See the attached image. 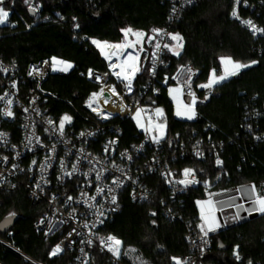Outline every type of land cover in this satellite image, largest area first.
Returning <instances> with one entry per match:
<instances>
[{
  "label": "trees",
  "instance_id": "16d2710c",
  "mask_svg": "<svg viewBox=\"0 0 264 264\" xmlns=\"http://www.w3.org/2000/svg\"><path fill=\"white\" fill-rule=\"evenodd\" d=\"M39 1L43 8L34 17L25 0L9 1L7 8L12 10L9 24L0 26V58L22 67L53 58L73 65L69 72L51 74L44 82L43 88L54 95L48 108L56 115L86 114L83 104L99 85L79 76V72L108 71V63L93 40L118 43L124 38L122 29L151 32L170 25L174 33L183 37L180 54L166 59L163 73L168 76L167 85L161 87L159 94L146 97L145 102L165 110L168 135L164 144L168 154L174 153L173 144L177 141L188 148L170 166L180 172L194 170L200 185L178 197L182 221H169L157 202L140 205L125 202L101 234L117 237L124 246L138 247L153 264H175L173 258H183L190 252L187 242L190 231L201 236L197 202L212 194L213 202L223 210L226 229L216 234L209 231L211 248L202 256V262L264 264V214L251 218L245 211L255 199L252 186L264 195V33L255 35L243 23L250 20L264 29V0H241L248 5L239 7L242 21L231 16L234 0H196L192 6L183 8L173 23L169 0ZM222 57L250 66L215 84L211 94L205 96L199 86L208 82L213 70L222 73ZM185 65L197 72L193 84L199 97L204 98L194 109L193 119L175 116V102L182 101V92L175 94L176 100L169 93V88H175L172 78ZM148 78V70L140 60V71L133 83L135 98ZM249 109L258 114L252 127L247 126ZM119 124L125 138L134 137V122ZM198 140L206 147L204 158L190 152ZM206 180L208 186L203 184ZM155 195L158 200L165 192ZM243 202L246 206L238 209L236 205ZM44 211L45 206L32 205L22 189L0 192V223L6 218L15 219L11 231L0 233V264H79L73 251L51 258L59 236L46 238L34 227ZM90 252V264H113L96 246Z\"/></svg>",
  "mask_w": 264,
  "mask_h": 264
},
{
  "label": "built area",
  "instance_id": "2783aa9c",
  "mask_svg": "<svg viewBox=\"0 0 264 264\" xmlns=\"http://www.w3.org/2000/svg\"><path fill=\"white\" fill-rule=\"evenodd\" d=\"M9 1L4 0L0 7L9 9L7 8ZM169 1L172 5L170 22L173 23L182 9L192 6L196 0ZM27 6L29 11L30 8H35L34 12L31 11L35 16H39L43 8L39 0H27ZM240 6L248 5L241 0L237 4L234 0L233 9H236L238 17ZM231 16L242 21L240 17H234L232 14ZM244 25L249 27L245 23ZM133 30L142 31L148 36L155 35L152 31ZM160 30L161 35L151 43L145 40L144 50L139 53L143 66L148 70L149 78L140 85L138 98H135L133 85L136 76L132 80V90L129 92L125 87L126 82L118 80L109 66L107 72L89 69L93 72L92 77L88 75L89 70L79 72V76L99 85V89L92 93H98L101 87H104V95L109 96L108 103H104L105 98L102 95L90 108L88 101L91 93L83 104L86 114L77 116L51 113L48 104L54 99V95L43 88L44 82L51 74L69 72L73 68L72 64L65 62L71 65L65 71L61 70L63 64L61 68L56 65L54 70L53 59L30 62L22 67L15 61L6 62L0 58V97L3 98L0 99V133L4 134L0 137V192L12 193L22 189L27 193L32 205L45 206L43 215L34 227L46 238L59 236L52 249L59 244L62 251L55 256H61L67 250L73 251L79 264H90V250L96 246L113 264H153L133 245L124 246L122 243L120 256H114L100 243L101 239L108 237L101 234L103 227L116 218L125 202L132 205L157 202L169 221H182L181 202L178 197L188 192L190 188H197L200 185L194 170L196 183L187 186L178 183L185 179L184 171L180 172L170 166V162L176 161L178 157L182 158L188 148L177 141L173 144L174 153L168 154L165 140L157 143L153 139L156 132L145 130L148 128L149 117L154 122L161 121L154 111L159 107L146 103L145 98L159 94L161 87L167 85L168 76L163 73L167 68L166 59L177 56L163 48L164 43L170 45L175 43L168 35L176 34L171 30V25ZM258 34L260 33H255ZM156 42L161 44V49L155 58L153 72ZM178 73L174 77H177ZM196 74L197 72L192 69L189 76L190 88L184 83L189 77L178 80L172 78L175 88L182 86L181 92L184 97L189 98L188 104L191 102L189 91L195 94L194 109L199 103L204 102V98L198 95V88L193 84ZM97 76L101 79L97 80ZM112 86L118 95H112L106 90V87L109 89ZM212 88L201 89L205 96H208ZM9 100L12 101L10 105ZM105 104L109 108H102V113L92 110ZM137 109L144 110L141 119L144 121L145 129L140 130L135 126L134 137L127 139L123 136L119 122H134ZM9 110L12 115H5ZM106 113H109L108 117H105ZM65 115L71 117V122L65 123L61 135L59 121ZM246 115L247 126L252 127L258 118L257 111L249 109ZM49 120L53 123L49 124ZM113 141L114 143H110ZM190 152L193 156L204 158L207 150L202 140H198L190 147ZM73 165L76 166L75 172ZM117 180L119 186L113 183ZM203 184L208 186L209 180ZM98 188L104 191L99 193ZM160 192H165V195L157 200L155 194ZM113 195L116 197L115 203L111 201ZM68 197H72V200H68ZM91 197L96 199L92 200ZM101 212L103 216H100ZM198 219L202 221L200 214ZM85 224H88V227H85ZM187 242L190 245V252L179 258L181 264H205L202 262V256L211 248L208 234L201 233V236H198L190 231Z\"/></svg>",
  "mask_w": 264,
  "mask_h": 264
},
{
  "label": "snow or ice",
  "instance_id": "6c2138e0",
  "mask_svg": "<svg viewBox=\"0 0 264 264\" xmlns=\"http://www.w3.org/2000/svg\"><path fill=\"white\" fill-rule=\"evenodd\" d=\"M27 3V0H25ZM4 0H0V5H3ZM236 3L239 4L240 0H236ZM30 11H35V8H30ZM232 15L234 17H238L237 11L234 8ZM9 17V12L5 10L4 7H0V24H4ZM246 25H248L253 33H264V29L257 28L252 21L247 20L244 21ZM124 36V40L120 43H115L111 44L108 42H101L98 40H93L92 43L95 44L101 51V54L105 56L106 59L109 60V67L113 69V75L117 77L118 80H121L122 82L125 83L126 89L131 92L132 90V80L135 78L136 74L140 71V68L138 66L139 64V53L143 51V43L145 40H147L148 43H151L153 40L156 39L157 36L161 35V30L160 29H153L152 32L155 35L148 36L146 33L142 31H136L133 30L131 27L125 28L121 30ZM170 37L171 41H174V44H168L164 43L163 48L167 49L168 51L172 52L174 55H179L180 50L183 48V37L180 36L178 33L177 34H168ZM129 37H134V39H129ZM156 51L153 53V68L152 71H155V58L157 56V53L161 49V44L159 42H156L154 45ZM131 49L132 51H128ZM115 57L116 61L118 63H113L112 58ZM53 69L55 70V66L57 64H63L64 67L61 70H67L68 68L71 67L70 64H66L63 61H58L55 58H53ZM253 64L256 63L255 61L252 62ZM221 65H222V74L217 75L216 70H213L208 82L204 85H200L199 87L203 88H212L213 85L220 83L221 81L227 79L230 76H235L239 73V71L243 68H247L250 65L248 64H242L239 62L234 61L231 57H222L221 58ZM119 68V71H115V69ZM185 71V69L182 67L180 69V72ZM189 73H191V69H187ZM89 77L93 76L92 70H89L88 73ZM179 76V73H178ZM177 77H173V79H177ZM97 80H100L101 78L99 76L96 77ZM185 85L190 88V77L189 79L185 80ZM109 91L111 92L112 95H118L116 92V89L114 86L109 88ZM182 91V86H178L176 88H169V93L172 94V98L174 100L177 99V96L175 94L180 93ZM105 89L104 87H101L100 91L98 93H92V95L89 98L88 101V106L91 108L92 105L97 101V98L104 95ZM189 96L191 97V102L189 104H184L182 101H178L177 103V112L176 115L178 116H186L187 119H193L195 116V111L193 106L196 103V97L195 94L189 91ZM0 99H3L0 97ZM12 103L11 100L8 101V104L10 105ZM104 103H108V100L105 99ZM93 111H96V108L92 109ZM143 109H137L135 113V118L137 119L138 126L144 127V125L140 122V117L141 113L143 112ZM155 115L157 118L162 119L164 116L163 109L156 108L155 110ZM5 115L11 116L12 112L6 111ZM66 122H71V117L68 115L63 116L60 121H59V131L60 134L63 135V130L65 127ZM49 124H52L53 122L51 120L48 121ZM148 125L149 127L146 128V131H152L153 129L158 130L161 135L163 134L164 130V124L163 123H155L153 124V120L151 117L148 119ZM83 135V133L81 134ZM4 136V134L0 133V137ZM153 139L158 143L160 137L159 136H154ZM110 143H114L110 142ZM7 158L5 157V160ZM35 163V161H33ZM221 161L217 159V164H220ZM73 171H76V166L73 165ZM68 175H71V173H67ZM185 179L178 181V183L184 184L187 186L188 184L196 183L197 181L195 180V173L192 169H185L183 173ZM189 177H192L189 179ZM97 179H99V174L97 175ZM114 184H117L119 186V182L113 181ZM97 191L99 193H102L104 190L102 188H98ZM111 191V190H110ZM238 191H241V189H238ZM251 191H255V186H252ZM90 199L95 200L96 197H91ZM68 200H72V197H68ZM112 203L116 202V197L113 195L111 197ZM198 205L200 206V218L204 222L203 224L200 225L201 231H204V234L207 235L208 231H215L217 227H219V223L217 222V217H216V203L213 202L212 200V194H209V198L205 201H198ZM252 207L245 209L251 215L254 212L264 214V195H259L255 198V200L251 201ZM91 207V205H90ZM236 207L243 208V205H236ZM99 211V209H97ZM155 215V213H153ZM100 216H103V213H100ZM237 218H239V213H237ZM102 223V220L100 221ZM85 227H88V224L84 225ZM95 225H93L94 227ZM205 226H207V231H205ZM91 244V241L88 242ZM101 245L109 252H111L114 256L119 257L120 256V248L122 246V241L118 239L115 236H108L107 238L101 239L100 241ZM62 251V248L59 244H57L51 251L50 255L55 256L58 253ZM238 260L240 259L239 255L237 254L236 257ZM175 264H181V261L178 258H173ZM251 264V262H249Z\"/></svg>",
  "mask_w": 264,
  "mask_h": 264
},
{
  "label": "rangeland",
  "instance_id": "374dc122",
  "mask_svg": "<svg viewBox=\"0 0 264 264\" xmlns=\"http://www.w3.org/2000/svg\"><path fill=\"white\" fill-rule=\"evenodd\" d=\"M5 10L6 11H8L9 12V16H10V14H11V12H12V10H10V9H6L5 8ZM9 24V17H8V20L4 23V24H0V26H4V25H8ZM130 39V38H129ZM133 39V38H132ZM123 40H124V38H123ZM122 40V41H123ZM121 41V42H122ZM118 43H120V42H118ZM98 50H99V52L101 53V51H100V49L98 48V47H96ZM129 50H131V49H129ZM132 51V50H131ZM103 57H105L104 55H102ZM114 58V57H113ZM112 58V59H113ZM106 59V58H105ZM107 60V63L109 64L110 62H109V60L108 59H106ZM114 60H116V58L114 59ZM112 62H113V60H112ZM117 63H118V61H117ZM58 66H59V68H61V64H57ZM109 66V65H108ZM184 69H185V71H183V72H180V70H179V76H178V78H180V79H187L189 76H190V74L191 73H189L188 71H187V69H191L192 70V67L191 66H189V65H185V66H182ZM181 67V68H182ZM180 68V69H181ZM62 69V68H61ZM111 69V68H110ZM111 70H113V69H111ZM115 71H119V68H117V69H115ZM137 75V74H136ZM204 85V84H203ZM200 88H202V87H200ZM177 101L175 102V107H174V114H175V116H177V117H181V118H187L186 116H178V115H176V112H177ZM160 109H163V113H164V116H163V118L162 119H160L159 118V120H161V121H157V122H154L153 121V124H155V123H163L164 124V130H163V134L161 135V133L158 131V130H156V129H153L151 132L153 133V131L154 132H156V135L155 136H159L160 137V139H159V141H164L166 138H167V135H168V123H167V120L165 119V110H164V108L163 107H159ZM98 111H100V109H98ZM163 120V121H162ZM140 122L144 125V127H140V126H138V123H137V119L134 117V123H135V126L137 127V128H139L140 130H144L145 129V124H144V121L141 119V117H140ZM148 127H149V125H147ZM202 232H204V231H202Z\"/></svg>",
  "mask_w": 264,
  "mask_h": 264
},
{
  "label": "water",
  "instance_id": "95a60500",
  "mask_svg": "<svg viewBox=\"0 0 264 264\" xmlns=\"http://www.w3.org/2000/svg\"><path fill=\"white\" fill-rule=\"evenodd\" d=\"M30 13L34 17V14L31 11H30ZM104 98L108 99L109 98L108 94H105ZM184 99H185L186 102L189 101V98H187V97H184ZM257 216H258L257 212H254V213H252L250 215L251 218H254V217H257ZM14 222H15V219H12V218H6L5 220H3L0 223V233L6 234L7 232L11 231V229L14 226ZM220 224H221L220 227L216 228L215 231H211L210 234L221 233V232H223L226 229L225 223H224V221H223V219L221 217H220Z\"/></svg>",
  "mask_w": 264,
  "mask_h": 264
},
{
  "label": "crops",
  "instance_id": "0c3cea01",
  "mask_svg": "<svg viewBox=\"0 0 264 264\" xmlns=\"http://www.w3.org/2000/svg\"><path fill=\"white\" fill-rule=\"evenodd\" d=\"M103 42V41H102ZM95 47H97L95 44H93ZM129 51V50H128ZM104 59H105V57H103ZM106 60V59H105ZM107 61V60H106ZM109 65V64H108ZM138 66L140 67V59H139V64H138ZM182 101H183V103L184 104H188V102H186L185 101V99H184V96L182 95ZM255 198L257 197V196H259V195H261V193H260V191L258 190V189H255ZM255 200V199H254ZM214 203H216V208H217V210H218V212L216 213V217H217V222L219 223V226L221 225L220 224V217L222 218V209H220L218 206H217V202H214ZM242 205H244V206H246V203L245 202H243L242 203ZM223 219V218H222ZM204 222L203 221H201L200 222V225L201 224H203ZM199 228H200V226H199ZM200 231H201V228H200ZM205 231H207V226H205ZM201 233H202V235H205L204 234V232H202L201 231ZM207 234H209V231H208V233Z\"/></svg>",
  "mask_w": 264,
  "mask_h": 264
},
{
  "label": "bare ground",
  "instance_id": "6f19581e",
  "mask_svg": "<svg viewBox=\"0 0 264 264\" xmlns=\"http://www.w3.org/2000/svg\"><path fill=\"white\" fill-rule=\"evenodd\" d=\"M103 42H105V41H103ZM109 43V42H108ZM115 59V57L112 59L113 60V63H117V61L116 60H114ZM112 71H114V70H112ZM106 90H109L107 87H106ZM97 107V106H96ZM99 108L98 109H100V113H102V108H109V107H107V104H105L104 106H98ZM97 109V110H98ZM104 114V113H103ZM109 116V113H106L105 114V117H108Z\"/></svg>",
  "mask_w": 264,
  "mask_h": 264
}]
</instances>
